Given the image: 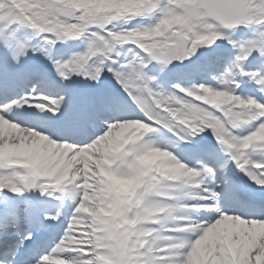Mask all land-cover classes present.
<instances>
[{
	"label": "snow or ice",
	"instance_id": "obj_1",
	"mask_svg": "<svg viewBox=\"0 0 264 264\" xmlns=\"http://www.w3.org/2000/svg\"><path fill=\"white\" fill-rule=\"evenodd\" d=\"M133 20L148 23L129 26ZM240 28L250 33L234 38ZM78 38L86 41L83 52L51 59L57 42ZM218 40L235 55L219 74L210 63L201 69L215 87L165 90L150 74L191 61ZM29 53L49 60L61 81L111 74L123 102L97 96L95 107L111 120L95 138L69 143L59 129L25 127L9 115L34 107L56 118L62 104L67 109L68 89L32 87L0 101V192L39 188L74 204L50 247L32 231L13 240L0 225V264H264V207L258 216L231 212L210 184L232 165L264 190V100L256 98L264 97V0H0V83L46 87ZM246 63L258 67L246 70ZM244 77L256 95L237 92ZM76 126L97 128L91 119ZM202 133L219 152L199 145ZM194 145L187 163L173 151ZM153 152L163 155L144 162ZM25 242L32 248L18 259Z\"/></svg>",
	"mask_w": 264,
	"mask_h": 264
},
{
	"label": "bare ground",
	"instance_id": "obj_2",
	"mask_svg": "<svg viewBox=\"0 0 264 264\" xmlns=\"http://www.w3.org/2000/svg\"><path fill=\"white\" fill-rule=\"evenodd\" d=\"M236 33L240 34V35L242 33L247 34V33H250V30L240 28L237 30ZM225 46H226V43L224 44V47ZM122 50H123V53H122V56H123L125 54V52H124V49H122ZM222 50L225 53L229 54V56L231 57L230 53H231L232 48L230 45H228V47H225ZM213 52L215 54L220 53V49H218V51H217V49H214ZM224 52H222V54H218L217 57H215V58H214V56H204L199 60L198 59H192L191 61H187L186 65L184 64L183 66H181L179 68V70L182 68L189 69V72H191L192 70H196L197 73L195 74L193 81H195L196 83H198L199 81H204V79H206V78H204L205 73L203 74V71H201V69H203L206 64L210 63L211 69L216 74L217 71L220 70V67L222 66V61L225 59V53ZM59 55H60L59 53H53V61L58 60ZM254 55H255V53H254ZM206 58H208L209 60L205 61ZM213 59H214L216 66H217L216 70H215V67L212 66L214 64V62L212 63ZM224 61L226 62V60H224ZM252 65L258 67V65L256 63H246L245 64L246 70H248L249 67H252ZM50 68H51L50 72H46V71L45 72L42 71V72L44 74H49L51 77H57L56 73L55 74L52 73V70L54 69L52 67V63L50 65ZM152 75H156L157 83L161 87H162V85L165 84L166 81L169 80L166 76H164L165 72H160L159 74H157L156 72H152ZM183 76L185 79H187L186 76H188V74L185 73V75H183ZM74 78L77 81V83L80 85V88H77L79 90H76L75 92H73L72 96L77 98L78 100L81 99V101H84L85 103H82L84 107L89 105V110H91V112L101 115L102 119H106L105 115L107 112L98 111L97 108L95 107L94 103H93V101L95 100V98L97 96L103 95V93H102L103 90L101 89L103 87L98 86L97 88L93 89V88L88 86L87 82L84 81L83 77L82 78L74 77ZM197 79H200V80H197ZM71 80H73L72 77H70L69 81H71ZM6 84H7V81L0 83V95L2 94V92L5 91L4 88L6 87ZM110 84H112V83H109V85ZM60 86H62L63 88L64 87L66 88V85H64V86L60 85ZM212 86L215 87V84H213ZM254 90H255V85L252 82H250L246 77H244L241 79L240 87L237 89V92L239 94H241L242 96H250L252 94V91L254 92ZM4 94H6V93H4ZM104 95H106V94H104ZM3 99H4V97H1L0 101H2ZM9 99H12V98H7L6 100H9ZM67 109H69V107ZM18 111L21 112V111H23V109L19 108ZM15 112L16 111L13 110L11 113H9V115H11L13 118V117H15L14 114H16V116H18V118H19L20 114L17 112L15 113ZM35 116L36 115H29V116H27V118H24V116L22 115L23 119H25L22 121H24L26 123V125H24V126L25 127L37 126V124L34 120H36L37 118H40V115H38L36 117ZM52 120L53 121H51L47 118H44L43 124H45V125H43L42 127H46V128H50V129H53L54 127H56V125H54L52 127V123L55 122L54 119H52ZM107 120L110 121L111 118L107 119ZM99 127H100V125H97V129H99ZM95 134H97V131ZM95 134L90 136V138H95ZM202 135H206V134L202 133ZM50 138H55V137L50 136ZM215 148H216V151L219 152V147L217 144L215 145ZM184 150L193 153L194 148H189V149H184ZM173 151H176V150H173ZM180 157H181V159L184 160L185 163L188 162L181 155H180ZM36 191H37V193H39V196L35 197V198H37L36 201H34L33 197H31L28 193L23 192L19 195H15L16 200L8 199L7 200L8 203L5 204L3 210L0 211V225L5 226V228L10 231V238L13 240H17L18 236H21L24 232H26V230L29 227H34L35 225H38L37 223H35L36 217H39L41 220H43V217L55 215L57 212H59L60 215H62V214L65 215V223H66L68 217L71 215V213L73 211L74 204L68 202L69 198H67L66 196H65V198H61V197H57L55 195V193H53V195H51V196H49L47 194H42L41 191L39 190V188H36ZM51 222L52 221L49 222V226H50ZM9 223H11V224H9ZM46 225H47V223L44 222L43 227H45ZM62 225H63V221H59L58 222V228H60ZM39 243L43 244V242H39Z\"/></svg>",
	"mask_w": 264,
	"mask_h": 264
},
{
	"label": "rangeland",
	"instance_id": "obj_3",
	"mask_svg": "<svg viewBox=\"0 0 264 264\" xmlns=\"http://www.w3.org/2000/svg\"><path fill=\"white\" fill-rule=\"evenodd\" d=\"M148 21L147 20H133L130 22L129 26H133V25H137V24H147ZM241 35L235 33V37L234 38H239ZM226 42L223 40H218L216 41L211 47H206V50L202 51L200 53L199 56H194L192 59H197V58H202L204 56H215L217 57L218 54H222V52H224L222 49H224L225 47H228V44L226 43V46L224 47V44ZM224 47V48H223ZM86 48V41L83 38H78V39H69L67 41H62V42H57V44L49 51V55L51 56V59L53 60V53H59V59L60 61L69 59L72 55L79 53V52H83ZM214 49H220V53H214L213 50ZM121 53H123V50H121ZM225 53V52H224ZM231 57L229 56V54L225 53V59L226 62L223 60L222 61V66L220 67V70L217 71L216 74H219L220 72H223L227 67L230 66L231 60L235 55V50H231L230 53ZM29 62L33 61L31 64H33L35 67H37L38 69H40L41 71H45L48 69V66H50L51 62L49 60H47L44 56L40 55L39 53H37L35 56H33L31 53H29ZM209 59L206 58L205 61H208ZM215 62L214 59L212 61V63ZM186 61L184 62H172L171 64H169L167 66V68L163 71L165 72V75L168 79V81L165 82L164 85H162V88L165 90H171V85L173 83H180L182 86H187L190 83H196L195 81H193V78L195 76V74L197 73L196 70H192L191 72H189V69L187 68H182L179 70V68L181 66H183L184 64L186 65ZM212 66H216V64H213ZM257 67L253 66L249 67L248 70H255ZM50 69H48V71L50 72ZM52 73H56L55 70H52ZM188 74L187 79L184 78L183 75ZM152 74V73H150ZM204 74V72H203ZM103 75H105L108 78H111V74L109 73H104ZM204 81H199L198 83H206V84H215L216 85V81L213 80L211 77L207 76L205 74L204 76ZM188 80V81H187ZM200 80V79H197ZM89 81V80H88ZM190 81V82H189ZM92 82V81H91ZM100 82V81H99ZM99 82H92V83H99ZM66 86L68 87V84H66ZM23 87H27L28 91L32 88V87H36L37 86L35 84H27L26 86ZM69 89V88H68ZM102 89V88H101ZM106 89V88H104ZM110 92H114L113 89L107 88ZM39 91H43V89H39ZM44 92V91H43ZM118 94H120V91H117ZM66 98V96H65ZM35 189H32L30 191H25L27 192L31 197H33L34 201H36L37 198H35ZM33 192V193H32ZM39 193L37 194L38 197ZM55 195L57 197H61V198H65L62 197V195L60 193H55ZM15 194L12 193H8V192H0V204L5 202L7 199H15L14 198ZM16 200V199H15ZM70 203H73L71 201V199H69ZM86 215V214H85ZM60 216H64V214L60 215Z\"/></svg>",
	"mask_w": 264,
	"mask_h": 264
},
{
	"label": "clouds",
	"instance_id": "obj_4",
	"mask_svg": "<svg viewBox=\"0 0 264 264\" xmlns=\"http://www.w3.org/2000/svg\"><path fill=\"white\" fill-rule=\"evenodd\" d=\"M163 154L159 153V152H153V153H149L146 157L143 158L144 162H152L155 161L157 159H159ZM128 183V182H125ZM165 220L167 219V217L164 218Z\"/></svg>",
	"mask_w": 264,
	"mask_h": 264
}]
</instances>
